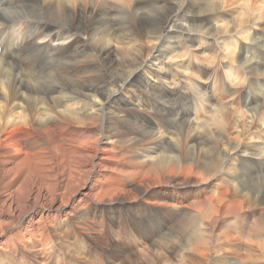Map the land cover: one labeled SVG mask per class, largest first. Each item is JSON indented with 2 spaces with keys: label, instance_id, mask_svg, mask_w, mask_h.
<instances>
[{
  "label": "bare ground",
  "instance_id": "1",
  "mask_svg": "<svg viewBox=\"0 0 264 264\" xmlns=\"http://www.w3.org/2000/svg\"><path fill=\"white\" fill-rule=\"evenodd\" d=\"M206 1L213 9L202 0H0V264H33L31 255L37 264H173L175 239L163 235L189 223L200 236L177 264H264V79L246 83L250 124L260 121L245 134L213 80H180L169 65L185 52L179 66L191 69L193 44L213 31L235 35L213 19L221 0ZM5 6L44 17L8 24ZM251 49L239 59L259 71ZM248 166L259 175L240 177Z\"/></svg>",
  "mask_w": 264,
  "mask_h": 264
},
{
  "label": "rangeland",
  "instance_id": "2",
  "mask_svg": "<svg viewBox=\"0 0 264 264\" xmlns=\"http://www.w3.org/2000/svg\"><path fill=\"white\" fill-rule=\"evenodd\" d=\"M204 2L203 10H211L215 6L213 1ZM220 9L218 12L214 13L213 19L220 26V30L223 34L226 33H235V35H226L223 38H215V32H211V36L209 39L198 42L193 47L189 49V53L191 58L195 62L196 66L191 69H186L184 67H180L179 65L185 60L186 53L178 52L173 53L169 65L177 66V75L180 80H187L191 78L196 82L206 83L209 80H213L215 82L214 88L211 93H213L220 102H224L225 98L231 100V109L229 112L232 114L233 118L237 116L239 111L242 114L241 128L244 129L245 134H249L248 126H251V132H255L259 126V121L261 119L262 114H264V107L260 108L258 112H261L257 116L260 119H254L253 123L250 124V113L248 112V107L245 102H248V96L245 97L244 89L246 88V83H248V78H262L264 79V67L257 70H250L245 68V64L240 61L239 56L244 52L246 46H252V53L257 54L260 60H264V35H259L258 37H253L255 29L260 30L264 33V0H221L219 3ZM4 12L6 14L8 24L13 23V21H25V20H38L44 17L43 14L38 12L33 8H29L26 10H17V9H9V6L4 7ZM156 14L163 15L166 13L165 7H160L155 10ZM192 14L191 12H188ZM117 16H121V14H117ZM193 25L190 24V28ZM11 35V29H8L6 32V38L9 41ZM86 41V40H85ZM87 42V41H86ZM88 45L90 42H87ZM90 46V45H89ZM152 48V44H147L144 46L142 50L143 57H146ZM238 77L237 84L234 85L235 78L232 79L229 76ZM42 83H47L51 81L50 76L47 73H43L42 78L40 80ZM232 84V85H231ZM172 86V84H170ZM264 88L263 86H261ZM258 91V90H257ZM227 105V103H226ZM183 111V110H182ZM226 111L220 112L216 117L220 120L221 124L224 125L223 117L226 115ZM182 114V113H180ZM204 115L211 117L212 114L208 110L203 112ZM216 119L217 121H219ZM234 129H231V133H233ZM250 140L249 137L246 138ZM210 153L213 154L212 151ZM219 163V160H216ZM230 165V166H229ZM232 164H228L226 169L232 171L234 168L231 166ZM250 170H249V169ZM247 169L243 167L241 170L239 167L237 168L240 171V177L244 173H248L249 176L257 177L259 172H255L254 168L248 166ZM248 170V172H247ZM251 171V172H250ZM254 173V174H252ZM264 172L262 171L256 181H260L259 189H264ZM263 181V182H262ZM241 198V194H238ZM238 198V199H240ZM237 199L228 198V205L234 203ZM258 217H260L258 215ZM148 222L153 223V220H148ZM224 231H228L225 228H221L218 230L219 233ZM200 231L199 225H193V223H189L183 226H177L173 231L167 232L163 235L164 238H172L175 239L172 241L174 254H173V264H177L176 262L180 258L179 255L189 250V244L199 239ZM40 255L30 256L29 260L33 264H37L39 261H42ZM78 264H98L92 258L85 256H76L74 257ZM145 264H161L159 259L149 257L142 258ZM129 262V261H128ZM130 264V263H129ZM211 264H221L216 263L215 261H211Z\"/></svg>",
  "mask_w": 264,
  "mask_h": 264
}]
</instances>
